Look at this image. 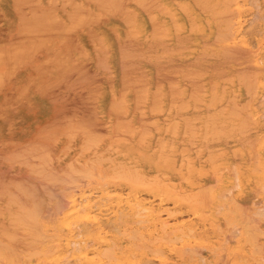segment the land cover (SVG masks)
<instances>
[{
    "label": "bare ground",
    "instance_id": "bare-ground-1",
    "mask_svg": "<svg viewBox=\"0 0 264 264\" xmlns=\"http://www.w3.org/2000/svg\"><path fill=\"white\" fill-rule=\"evenodd\" d=\"M263 3L0 0V27L19 31L0 44V86L14 79L5 65L15 63L32 64L42 97L90 82L81 103L109 110L105 123L115 131L101 135L90 120L68 116L21 158L32 172L0 166L5 189L29 188L31 197L0 195V256L11 251L24 264H264V49L246 62L231 59L232 49L246 48V9L261 18ZM47 47L54 53L37 54ZM245 64L258 74L242 73L244 84L234 74ZM26 180L39 197L23 188ZM110 205L115 213L103 214Z\"/></svg>",
    "mask_w": 264,
    "mask_h": 264
},
{
    "label": "rangeland",
    "instance_id": "rangeland-1",
    "mask_svg": "<svg viewBox=\"0 0 264 264\" xmlns=\"http://www.w3.org/2000/svg\"><path fill=\"white\" fill-rule=\"evenodd\" d=\"M249 2V1H248ZM262 2H264V0H262ZM248 7L250 8L251 7V4L250 3H248ZM247 7V8H248ZM263 8H264V3H263ZM247 10V15H244V17H242V19H243V25H245L244 26V30L246 31L247 29H245V27H247L248 25H249V22H250V24L252 25L253 24V21H251L252 20V17H254V15H253V13L255 14V12L254 11H251V10H249V9H246ZM256 15V14H255ZM252 16V17H251ZM262 17L261 18H263V19H261V18H257V17H259V16H257L256 15V20H254V24H256L257 25V27L256 26H254V25H252V26H254L253 28L254 29H252V27H251V29H250V26H248V30H250L249 31V35H247L248 34V31H244L245 32V34H243V38H244V40L246 41V48H245V50L244 51H241L240 49H237V48H234V49H232V51H231V55H232V52H234L235 53V55H234V53H233V55L231 56V59H232V61H236V60H238V61H243V62H246L247 60H251V59H253V58H256V57H259V55H260V53H261V51H263V49H264V43H263V39H264V29L262 28V27H264V14H262L261 15ZM251 17V18H250ZM255 18V17H254ZM250 19V20H249ZM260 19V20H259ZM247 20L249 21V22H247ZM260 22V23H259ZM114 23H119V22H114ZM247 23V24H246ZM259 25H258V24ZM262 23V24H261ZM255 30H257V31H255ZM256 32V34H255V32ZM259 31H260V34H259ZM262 32V33H261ZM81 33V32H80ZM251 35V36H250ZM19 36V31H16V30H11V31H9V30H6V29H2L1 27H0V41H2V39L3 38H5V39H10V41H14L17 37ZM84 36V35H83ZM85 37V36H84ZM248 38H250V39H248ZM68 41H69V43L71 42L69 39H67ZM252 40V41H251ZM251 41V42H250ZM259 41H261V44L259 43ZM254 42V43H253ZM263 44V45H262ZM252 45V46H251ZM70 46H71V44H70ZM262 46V47H261ZM72 47V46H71ZM74 49V48H73ZM235 49H237V50H235ZM260 50V51H259ZM39 51V50H38ZM240 51V52H239ZM42 52H44V53H46V55H49V52H53L52 51V48H48L47 47V50H43L42 49ZM54 53V52H53ZM239 53H241V54H239ZM59 55H61V52L60 53H57V56H59ZM260 62H262V60L260 61ZM247 64V63H246ZM245 64V66H243V67H245V68H239L236 72H235V74H234V77L235 78H237L238 79V82H240V81H243V80H245L246 79V77L249 79V77L251 76V77H253V79H257L256 78V76H257V70L256 69H254V68H249V67H246L247 65ZM81 65H82V63H81ZM262 66H263V64H262ZM14 70V69H13ZM253 71V72H252ZM255 72V73H254ZM245 75L246 74V77H244L243 76V74ZM249 73V74H248ZM252 75H251V74ZM236 75H237V77H236ZM240 75H242V76H239ZM241 77H243V78H245V79H243V78H241ZM160 80H161V78H160ZM247 81V80H246ZM99 82V81H98ZM244 82V81H243ZM99 83H102V82H99ZM244 84H245V82H244ZM264 84V83H263ZM91 85L92 84H90V82H85L84 84H83V86L82 85H80V86H76V85H72L70 88H68L69 89V91H66V93L67 94H62V93H60V94H57V96H54V104H52V105H50V108H48V109H45V111L43 110L42 112V117H41V119L43 118V117H46V118H48V121L46 120V119H43L42 121H44L43 122V124H42V126H45V127H43L42 129V131L44 132L45 131V129L47 128V127H52L53 125H54V123L55 122H57V121H60V120H63V119H66V117H72V116H74L77 120H90L91 121V123H92V129L93 130H96L97 128V130H96V132H98L100 129L102 130V133L103 134H101V135H105V134H108V133H110V132H113V130L112 129H110L107 125H106V123H105V120H107V118L109 117V114H110V111L109 110H106V111H103V113H98L97 114V112L93 109V107L92 106H90L88 103H81V101H80V97H82V94L84 93V91H86L85 89H87V88H89V87H91ZM242 86L244 87L245 85H243L242 84ZM84 88V89H83ZM64 90V89H63ZM73 92L72 94H71V92ZM245 92V91H244ZM68 93H70V94H68ZM82 93V94H81ZM261 94H263V93H261ZM60 95V96H59ZM84 95V94H83ZM77 98L79 99V103L77 102ZM262 98V97H261ZM260 98V99H261ZM264 98V97H263ZM262 98V99H263ZM260 99H258V101H257V103H259V104H261V105H263V106H261V107H259L260 105H258V108H257V110L259 111V115L260 116H262L261 115V113L262 112H264V109H263V111H261L260 112V110H261V108H264V104H262L263 102L262 101H264V100H260ZM259 100L262 102H259ZM234 101V100H233ZM241 101H243V102H245V100H244V98L241 100ZM233 103V102H232ZM246 104V106H248L247 105V102L246 103H244L243 105L241 104V105H239V107L242 109L243 107H241V106H244ZM5 106V105H4ZM4 106H0V130H2L3 129V126L5 127V126H7V128H8V125H7V122H2L1 121V119H3L4 117H6L7 119L9 118V119H11V118H13V119H15V120H19V116H18V112H17V110H12V109H8L7 111H4L3 110V107ZM246 106H245V108H246ZM256 106H257V104H256ZM238 107V108H239ZM249 107V106H248ZM237 108V107H236ZM237 108V110H239ZM245 108H243V110H242V112H244V111H247L248 109H245ZM234 109V108H233ZM245 109V110H244ZM235 112V111H234ZM233 114H235V113H233ZM264 114V113H263ZM15 115V116H14ZM263 118H264V116H263ZM263 118H260V119H262L261 120V125H260V128L258 129L257 128V130H259V132H260V134H262V135H264V119ZM138 119V118H137ZM46 121V122H45ZM18 123V125L17 126H14V127H11L10 129H8L9 130V135L11 136V138H3V137H0V166H4V169L6 168V166L8 165V163L9 164H11V165H13V166H17L19 169H12V170H10V172H18V173H28V171L30 170V169H28V168H26V167H24L23 165H22V159L21 158H23L24 156L23 155H27V151L28 150H32L33 149V147H34V144L32 143V144H28L31 140H32V137H30V134H31V127H32V124L29 126V127H21L22 126V124L20 123V122H17ZM246 123H249L248 121H246ZM2 124H3V126H2ZM49 124V125H48ZM250 124V123H249ZM96 126V127H95ZM98 126V127H97ZM99 127H100V129H99ZM108 127V128H107ZM245 131L247 132V133H249V135L251 136V138H250V141L252 142V143H254L255 145H258V144H260V139H261V137L260 136H257V135H255L253 132H252V129L251 128H249V127H246V125H245ZM100 130V131H101ZM37 131V129H35V132ZM41 131V132H42ZM99 133H101V132H99ZM39 134V133H38ZM113 134H115V131L113 132ZM27 143V144H26ZM230 143V144H229ZM228 144H225V145H227V146H232V147H234L233 146V144L234 143H236L237 144V142H229ZM38 145L37 144H35V147H37ZM38 148V147H37ZM36 148V149H37ZM17 152V153H16ZM36 152H38V150H36ZM21 154H22V157H20L21 156ZM20 155V156H19ZM255 155V154H254ZM18 156V157H17ZM256 156V155H255ZM15 157H16V159H15ZM27 157V156H26ZM232 157H233V159H235V158H237V159H239V154H236V156L235 155H232ZM20 158V159H19ZM10 160H13V162L12 161H10ZM21 161V162H20ZM16 162V163H15ZM20 162V165H17L18 163ZM20 167H22L23 169H21ZM33 170V169H32ZM32 170H30V172H32ZM36 172L38 171L37 169L35 170ZM34 171V172H35ZM6 172V171H5ZM0 173H4V172H2V170H0ZM27 181V180H26ZM3 183H4V181H2L1 179H0V185H2V186H0V190H1V188L3 189L2 191H0V195H4V196H2L3 197V199H5L6 198V200L9 198L8 196L9 195H13L15 192H16V188L14 189V187H12V188H9V189H5V187H4V185H3ZM29 183L30 182H23V188H25L26 189V187H27V185H28V187H31V189L33 190V195H34V193L36 192H34V190L35 189H33V186H29ZM25 185H26V187H25ZM8 188V187H7ZM22 188V187H21ZM21 188H19L18 190H20ZM35 188V187H34ZM29 188H27L26 190H25V192L26 193H22L24 196H26V197H28L27 199H26V197H24L22 194H21V190L20 191H18L17 190V194H18V198H19V196H20V202H21V200H23L24 202L25 201H27V200H29V199H31V197H29L28 196V193L27 192H30V189L28 190ZM40 190H42V189H40ZM6 193H5V192ZM12 191H14V192H12ZM39 191V189L37 190V192ZM22 192H24V191H22ZM36 192V193H37ZM43 192V191H42ZM42 192L40 193L39 192V194H42ZM7 193H9V195H7ZM32 193V192H31ZM17 194H16V196H17ZM38 194V193H37ZM15 195V194H14ZM35 196V195H34ZM38 196V195H37ZM37 196H35V198H37ZM42 196V195H41ZM40 196V197H41ZM1 197V196H0ZM22 197V198H21ZM33 197V196H32ZM39 197V196H38ZM46 197V196H45ZM18 198L16 197L15 198V200L17 199L18 200ZM34 198V197H33ZM12 199H14L13 198V196H12ZM35 201V200H38V202H39V200L40 199H32V201ZM17 202V204H18V201H16ZM23 203V202H22ZM50 204H51V201H50ZM17 207V206H16ZM36 208V207H35ZM105 211H103L102 210V213L103 214H109V216H112L114 213H115V209L114 208H112V205H110L107 209H105L106 207H102ZM33 210L35 211V210H38V209H34V207H33ZM39 213H40V211H38ZM12 214H14V213H12ZM12 214H11V218L12 219H15V216H12ZM15 214H17V213H15ZM163 214V213H162ZM164 215H166L165 214V212H164V214H163V218H165L166 216H164ZM185 215V214H184ZM18 216V215H17ZM185 216H187V215H185ZM20 217V216H19ZM19 217H17L18 219H19ZM21 218H22V216H21ZM186 218V217H185ZM184 220H187V219H184ZM22 242V244L24 245L25 244V242H26V240H21ZM24 241V242H23ZM30 242L32 241V240H29ZM0 242H2L3 243V239H0ZM13 242H17V241H13ZM28 242V241H27ZM26 242V243H27ZM34 242H36V241H34ZM29 243V242H28ZM27 243V245H25V246H29L30 244H28ZM32 244V243H31ZM34 244V243H33ZM2 247V244L0 245V249H2L1 248ZM4 253V250L2 251V250H0V253ZM7 252H8V250H7ZM10 252V254H8V256H5V257H2V256H0V258H1V261L2 262H0V264H4V262H5V264L7 263V264H9L8 262H9V260L10 261H12L13 259H16L17 261L19 260V262L21 263V264H24V263H22L23 261H25L27 258H25V257H22V256H16V258H15V256H13L14 254L13 253H11V251H9ZM8 252V253H9ZM8 257H10L11 259H9ZM18 257V258H17ZM38 257V255L36 254L34 257H31L29 260H32V262L33 261H35V260H37V259H39V258H37ZM4 258V259H3ZM48 259H49V257H47ZM14 261V260H13ZM65 262V260L63 261V263L61 262L60 264H65L64 263ZM51 263V262H50ZM50 263H45V264H50ZM13 264V263H12ZM34 264H37V263H34ZM40 264V263H39Z\"/></svg>",
    "mask_w": 264,
    "mask_h": 264
},
{
    "label": "crops",
    "instance_id": "crops-1",
    "mask_svg": "<svg viewBox=\"0 0 264 264\" xmlns=\"http://www.w3.org/2000/svg\"><path fill=\"white\" fill-rule=\"evenodd\" d=\"M0 13H1V10H0ZM2 29H4V28H2ZM6 30L11 31L10 29H6ZM83 35H84V33L81 32L80 38L87 45L89 40H87L86 36L84 35L85 36L84 37ZM10 39L3 38L2 41H0V44L1 43H3V44L9 43ZM72 44H71V46H73V47H71V48H74V49L69 54L74 53V50L76 49V47H74V44L73 45ZM62 48L63 47L61 45L59 47V49L62 50ZM63 51H67V48L66 47L63 48ZM42 53H44V52L38 51L37 54H42ZM36 59H37V57H36ZM36 63H37V61H36ZM11 65L14 69L13 71H16V72L14 73V79L13 80L8 81L9 83H7L3 87L0 86V106L5 105L3 107L4 111H7L8 109L9 110L10 109L17 110L19 120L17 121L13 118L7 119L6 117L1 119L2 122H7L8 128H7V126L4 127L2 124L3 129L0 130V137L11 138V136L9 135L8 129H10L11 127L17 126L18 125L17 122H20L22 124L21 127H29L32 124L31 134H30V137H32V140L28 144H32V143L33 144L34 143L40 144V133L43 130L42 128L45 127V126H42V124L44 122L42 120L46 119L48 121V118H46V117H43L41 119V117L43 116L42 111L43 110L45 111V109L50 108V105L54 104V101H55L54 96H57V94H60V93L67 94L66 91H69V89L61 90L60 93L58 92V93H55L52 95L46 94L44 97H42L41 94L38 92L39 91V88H38L39 84L38 85L34 84V82H36V83L39 82L38 81L39 78H36L32 75V72L34 71L32 64H24L23 66H20L21 68L19 67L18 69L15 68V66H17L16 63L15 64H7V65H5V67H7V70H9V68H12ZM7 77H8V75L3 74V78H4L3 80L7 79ZM72 93L73 92H71V94ZM68 94H70V93H68ZM35 129H37L36 132H35Z\"/></svg>",
    "mask_w": 264,
    "mask_h": 264
}]
</instances>
